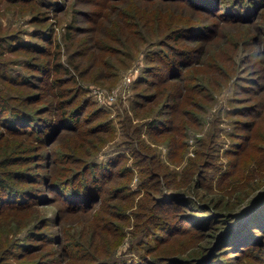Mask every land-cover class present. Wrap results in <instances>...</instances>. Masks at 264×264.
Masks as SVG:
<instances>
[{
	"label": "rangeland",
	"instance_id": "rangeland-1",
	"mask_svg": "<svg viewBox=\"0 0 264 264\" xmlns=\"http://www.w3.org/2000/svg\"><path fill=\"white\" fill-rule=\"evenodd\" d=\"M104 2L0 0V33L12 36H6L9 42L0 52V60L11 68L9 73L26 68L36 74L29 66L50 60L52 78L59 83L53 96L51 88L0 79L2 90L21 94L12 102L21 106L31 102L37 110L48 108L47 100L58 104L78 94V100L87 99L88 110L100 118L85 113L87 123L78 132L63 134L55 149L75 155L78 161L124 155L113 166L119 177L107 185L105 195L110 199L99 201L93 210L70 213L57 202L44 206L41 203L49 200L44 199L25 211L4 215L1 223L9 226L6 233L16 238L21 230L34 237L26 241L32 244L26 253L6 252L0 262L264 264V222H257L264 219L260 213L264 207V19L221 22L175 1ZM219 2L234 6V0ZM188 22L204 23L215 31L206 40L182 39L174 44L171 30ZM161 32L167 33V41L155 47L163 39ZM25 43L26 47L21 46ZM168 43L195 47L197 52L192 53L197 55L187 59L190 65L184 79L158 82V75L166 72L163 50L170 51ZM123 54L132 58L121 62ZM55 62L60 71H54ZM210 62L217 70L208 67ZM152 68L159 69L149 72ZM29 78L36 83L34 77ZM152 80L158 83L152 85ZM64 92L68 95L62 96ZM148 94L154 95L151 102H145ZM35 96L42 101H34ZM68 106L73 112L74 106ZM52 113L39 115L47 118ZM103 118L106 124L99 126ZM155 121L163 127L156 133L150 128ZM83 130L86 133L80 134ZM22 139L26 144L10 151L15 167L66 179L61 174L67 171L61 167L71 166L62 162L59 170L52 162L35 168L33 159L42 146L35 147L37 142L28 137L3 136L0 148ZM131 149L134 156L135 150L149 154L142 160L147 158L151 167L142 166L137 156L130 157ZM5 152L0 151V158ZM68 173L67 179L74 181ZM127 182L132 191L122 190V196L111 198L113 189ZM17 184L29 190L37 186L24 181ZM256 214L261 216L249 219L254 223L249 222L247 228L239 226Z\"/></svg>",
	"mask_w": 264,
	"mask_h": 264
},
{
	"label": "trees",
	"instance_id": "trees-1",
	"mask_svg": "<svg viewBox=\"0 0 264 264\" xmlns=\"http://www.w3.org/2000/svg\"><path fill=\"white\" fill-rule=\"evenodd\" d=\"M106 2V0H103ZM108 1V0H107ZM160 1H171L176 2L178 4L190 7L191 9L195 10L198 13H207L211 14L212 17H217L221 19L222 21L226 22H251L255 19L257 20L259 17L262 16V19H264V0H252L248 3L243 2L244 0H234V6H228L223 3H218V0H160ZM104 2V4H105ZM120 11V10H119ZM123 12L120 14L122 15ZM206 15V14H205ZM119 20H122V18H119ZM125 22L124 20H122ZM125 25V24H124ZM127 26H131V22L126 21ZM120 27V26H119ZM170 29V28H169ZM260 29V28H258ZM261 30V29H260ZM172 33L169 35V37H172V41L174 44H179L183 40L182 39H188V41L192 40H203L207 39V37L211 36V33L215 31V29L211 28V26H207L204 23H183L181 25L176 26V28L171 30ZM170 32V31H169ZM261 32V31H259ZM122 34L126 36L125 32L122 31ZM167 33H162L160 37H163V39L158 40L153 46L158 47V45L161 47L164 42L167 41L165 38V35ZM12 37L11 34L9 35H2L0 33V52H3L5 50V45L8 44V38ZM182 40V41H181ZM5 42H7L5 44ZM22 43V42H21ZM27 46V43L21 44V46ZM137 45V43H136ZM170 51L163 50L167 53V58L165 60L166 64V72L163 74L158 75V82H162L163 80H171L176 78L184 79L186 77V73H188L189 70L188 67L190 63L187 59L192 58L197 55L193 52H197V48H183V45L174 46L173 44H169ZM35 46V45H34ZM152 46V47H153ZM151 49L153 50V48ZM38 48V49H36ZM127 49V48H126ZM35 50H37L39 53L43 52V49L41 47L35 46ZM151 53L157 54V50L152 51ZM81 51V50H80ZM127 51V50H126ZM76 52V51H75ZM132 47L129 48V53L131 54ZM228 52H225L228 55ZM81 53V52H79ZM129 54V55H130ZM74 53L71 54V59L74 58ZM124 58H122L121 62H125L128 58L129 60L132 58L128 55H124ZM148 56V52H147ZM41 57H38L36 59L40 60ZM211 61V60H210ZM50 62L47 61V63ZM10 63V62H9ZM47 63H37L32 64L29 67H32L37 71L38 74H30L28 71L20 70L19 72L15 74L9 73L8 66H5L6 62H3L0 60V79L4 80V82H11L16 85H29L32 87H35L37 89L41 87L51 88L50 95L53 96V89L55 86H59V83L56 81L54 82L51 74L50 67ZM208 67L213 68L217 70V66L215 63H208ZM75 68V67H74ZM76 68L79 69V66H76ZM159 68H152L149 72L152 70H156ZM77 70V69H76ZM54 71H60V64L58 62L54 63ZM186 71V72H185ZM47 72V75L44 77L42 73ZM10 74V75H9ZM156 75V74H154ZM163 75V76H160ZM29 77H34L36 80V83L32 82ZM0 80V125H1V132L0 136H24L28 137L29 139L37 142L35 144V147H41L42 150L41 153H38L37 156H35L34 160V166L35 168H40L41 166H44V162H52V165H56L54 167L55 170H59V166H61V162L64 164H67L71 166L70 168H67L65 166H62V169H66L67 172L62 173L61 175L66 177V179L63 181L59 178L51 176H40L38 172H34L36 170H29L28 168L25 169H19L15 167V160L10 156V151L13 150V147H20L21 143L26 144L25 140L22 139L18 143H11L8 141L9 144L4 143V148H0V151H6L5 155L0 158V260L3 259L2 255L7 252L9 253H15L16 256H20L24 253H26L28 250H30V246L32 247L31 242L26 243V241L30 238L32 239L34 237V233L29 235V232L27 234H22L21 230H19L20 236H17L16 238L12 237V233H6V229L9 228L8 225L4 228V224L2 222V218L7 213L12 214L16 211H25L29 208H32L33 206L37 205L38 202L49 199L48 201L41 203L46 205H53V203H59L61 206L63 205V209L70 212V213H79V212H88L94 209L96 203L99 201L107 202L108 198L107 194L109 192V188H107V185L114 181L116 176L119 177V174H115L114 167L116 164H118V158L120 160L124 157V155H115V156H108L104 160H99L98 157H82V161H78L75 155L68 154V153H60L57 151L54 146L57 143V140L60 139L61 136L65 133H74L78 132V129L81 128L85 123H87L88 118H83V115L85 113H88V115H91L92 112H90L88 109V100H78L79 95L75 94V97L69 100H58V104H55L56 102L47 100V107H42L40 110H37L36 107L31 106V102L28 104H23L21 106L20 103L12 102L14 98L18 100V98H22L21 94L15 92L16 94H10L8 92H5L2 90V87L4 86L1 83ZM147 82L148 80H142ZM39 82V83H38ZM152 85L157 84L158 82L153 80L151 81ZM40 85V86H38ZM61 88L57 92V97L59 96V92L62 90ZM5 90H8V88ZM25 94V93H24ZM67 96L66 92L62 96ZM171 95V94H170ZM24 99V98H23ZM28 99V98H27ZM32 99L34 101L40 103L42 101L41 96H35ZM154 99V95L148 94L145 97V102H151ZM53 104H55L53 106ZM72 104L74 107L73 112L69 111V106ZM77 104V105H76ZM184 104H187L184 102ZM76 105V106H75ZM72 107V106H70ZM48 111H52L53 113L51 116H48L47 118H42L40 113H46ZM100 112V111H99ZM98 112V113H99ZM103 112V111H102ZM94 116V119L100 118V116L96 114H92ZM106 118L102 119L98 123L99 126H102L106 124ZM161 121V120H159ZM155 121L151 126V131L159 132L163 129L161 122ZM89 131L93 132L95 130L88 129ZM86 133L85 130L80 132ZM1 137V138H2ZM0 138V139H1ZM23 141V142H22ZM44 143V146H43ZM130 157H133L134 149H131ZM137 160L142 161V166L149 165L147 164V158L142 160L143 157H147L148 155H144V152L142 151H136ZM144 155V156H143ZM126 156V155H125ZM129 156V155H128ZM134 156V157H135ZM73 159H75V164L73 162ZM136 159V158H135ZM137 160H135V165L138 164ZM18 162V161H17ZM48 164H45V167H47ZM51 166V165H48ZM128 171L132 170V167H127ZM29 171V172H28ZM71 172L73 174V178H75L74 181L68 180L69 173ZM37 174V175H35ZM125 175V174H124ZM80 179L78 184H76L77 180ZM24 181L25 183L36 184L37 186L31 187L32 189H27L28 187H20L18 186V182ZM44 187L46 188L45 193H47V196L44 197L43 190ZM122 190H127L130 192L132 191V187L130 183H125L123 187H120L119 189L115 188L113 189V192L111 194V198H118L119 196H122V193L119 192ZM123 194V197L128 195ZM261 202V201H259ZM50 206V207H51ZM256 207V206H253ZM121 209V206H120ZM247 212V211H246ZM261 214L264 213V207L261 208L260 211ZM113 216L117 215L114 213H111ZM261 214H256L253 217H248V219H245L244 221H241L239 226L243 227L244 229L248 227L249 225V219L252 218H258L261 216ZM104 218V217H103ZM107 220V219H105ZM104 220V221H105ZM246 222V223H244ZM257 222H264V219H258ZM254 223V222H250ZM184 224V223H183ZM36 226V225H34ZM100 225L98 224V227ZM254 229V227L252 228ZM9 231V230H8ZM5 233V234H3ZM162 238V234L159 236ZM17 240V241H16ZM134 264H139L135 263ZM0 264H2L0 262Z\"/></svg>",
	"mask_w": 264,
	"mask_h": 264
}]
</instances>
